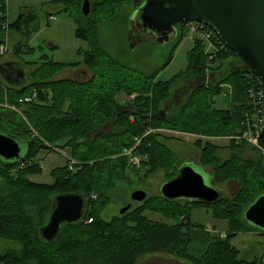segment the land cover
<instances>
[{"label": "trees", "instance_id": "obj_1", "mask_svg": "<svg viewBox=\"0 0 264 264\" xmlns=\"http://www.w3.org/2000/svg\"><path fill=\"white\" fill-rule=\"evenodd\" d=\"M53 1L75 21V37L87 41L89 47L80 62L42 59L29 83L21 86L0 80V133L29 144L23 161L0 159V239L20 245L18 250L0 252V264H138L155 255L173 256L191 264H263L261 259H239L238 251L230 245L239 232L255 228L243 214L264 194V166L242 156L244 142L236 143L242 141L237 137L245 130L244 116L251 106L248 89L250 81L258 82L256 77L225 46L215 59H209L201 40H196L187 53L186 69L168 81H160L157 76L171 56L163 67L143 75L109 56L99 47L95 34V26L115 15L121 4L135 3L137 8L143 0H87L88 16L81 13L85 0ZM33 13L24 10L13 22L6 23V0H0V43L6 28L20 32L25 29L23 25H29L33 29L24 31L29 36L37 28ZM177 27L180 41L186 31L184 24ZM228 57H236L243 68L227 70L215 92L201 85L178 115H158L177 80L187 73L202 76L214 64L221 68ZM81 65L91 72L88 80L51 81L59 70ZM224 84L230 87L228 106L215 109L212 98L222 92ZM32 92L36 99L25 102ZM120 94L128 100L118 102L115 97ZM109 121L115 124L113 130L99 134L101 124ZM162 130L199 137L193 146L200 152V165L211 168L216 185L238 179L239 190L210 205L148 196L142 203H132L124 214L103 219L102 211L111 195L126 182L128 159L120 155L124 149L134 148L132 153L140 157V170L145 176L163 171L165 181L175 177L182 160L164 144L166 136L157 133ZM90 134L94 136L89 138ZM211 138L228 139L230 156L220 160L217 153L221 147L208 140ZM43 150H69L66 164L51 172L50 184L28 178L41 172L34 160ZM67 193L85 197L84 217L79 223L63 225L55 240L46 243L40 239L39 229L50 212L52 197ZM197 206L207 207L214 219L227 222L224 239L212 240L213 234L202 224L191 222V210ZM146 211L175 222L152 221L144 216Z\"/></svg>", "mask_w": 264, "mask_h": 264}, {"label": "rangeland", "instance_id": "obj_2", "mask_svg": "<svg viewBox=\"0 0 264 264\" xmlns=\"http://www.w3.org/2000/svg\"><path fill=\"white\" fill-rule=\"evenodd\" d=\"M134 4H121L116 9V12H114L115 15H111L110 19L100 22L95 26V34L99 47L120 64L143 75H148L163 67L171 56L172 61H170L166 68L161 69L157 76V79L160 81H168L174 75L186 69L188 65L187 53L192 49L193 43L187 37H183L179 41L178 27H176L174 38L167 43L135 42L133 44L132 39L130 40L131 36L127 28V20L136 9ZM60 8H62L61 5L54 3L53 0H6V23L13 22L24 10H34L33 14L36 18L35 25L37 28L29 36H25L24 31L28 33L33 29H30L31 27L29 25H23L25 29L20 32L8 30L6 28L7 25H4V29L6 28L4 40L7 45V51L0 57V69L3 70L4 65L15 64L21 66L25 75V83H29L30 75L33 73L35 67L41 63L42 59L64 64L83 61L84 53L89 47L88 43L75 37V31L77 29L75 21L66 12L60 10ZM50 16L54 20L50 21ZM175 46V51L171 54ZM204 50L208 51L207 45L204 46ZM221 63V68L217 69V64H214L202 76L187 73L180 80H177L170 90L169 98L161 105L162 107L158 115H178L186 101L190 99L191 94L200 89L201 85L215 92V89L224 77L223 75L227 73V70L236 67L239 69L243 68V64L236 57H228ZM79 67L85 71V74L80 77L74 74V71ZM79 67L59 70L52 76L51 81L69 79L76 82H84L88 80L91 77L90 70L83 65ZM7 72V68L3 73L0 72V80L4 83L6 80L3 76L4 74L7 75ZM221 89L222 92L212 98L215 109H224L228 106L226 98L229 94L226 95V91L230 93V87L224 84L221 86ZM115 98L118 102L128 100L124 94H120ZM114 127L115 124L109 121L101 124L97 132H100L99 134L109 133ZM158 132L166 136L163 140L164 144L181 158L182 161L179 167L184 162V164L190 161L193 162L191 164L194 170L201 173L204 176L205 182L210 184V177L206 175V172L211 175V168L200 165V152L197 150L198 148L196 149L193 146V143L199 137L182 131L162 130ZM32 134L37 137L34 132ZM93 136V134H90L89 138ZM202 139L205 140L204 138ZM208 140L221 147L217 153L220 160L230 156V152L227 149L229 144L228 139L211 138ZM242 142L245 145L242 156L248 157V159H251L255 163H259V166L263 168L264 161L262 158L264 156L261 149L246 140H239L236 143L241 145L243 144ZM21 148V153L24 154L25 149L23 146ZM133 149H124L120 154L128 159L126 182L122 183L120 189L111 195V201L104 207L102 217L105 220H110L112 217L119 215L120 210L126 206L124 204L129 202L130 194L135 190H143L149 197L160 195V186L165 182V173L158 171L145 176L143 170H140V163L137 166H133L129 161V157L123 154L125 150L132 152ZM68 156L69 150H61L58 152L41 151L34 160V162H38L41 172L39 174L29 175V180L34 183L50 184L52 182L51 172L56 168L64 166ZM240 185L239 180L234 178L226 180L218 186L223 190V196L229 197L239 190ZM144 216L152 221H162L169 225L175 222L172 219L168 220L162 217L160 213H152L150 211L144 212ZM190 220L192 223L202 224L205 231L212 233V240L225 238V233L228 230L227 222L214 219L207 207L197 206L193 208L190 213ZM230 245L238 251L239 259L246 261L261 259L264 264V230L254 228L246 232H239L230 241ZM19 248L20 245L18 243L0 239V252L9 249L18 250ZM138 264L191 263L173 256L155 255L148 259H142Z\"/></svg>", "mask_w": 264, "mask_h": 264}, {"label": "water", "instance_id": "obj_3", "mask_svg": "<svg viewBox=\"0 0 264 264\" xmlns=\"http://www.w3.org/2000/svg\"><path fill=\"white\" fill-rule=\"evenodd\" d=\"M81 13L83 16L90 13L87 0L82 3ZM188 22L200 23L212 29L222 44L256 77L264 91V0H143L128 18L127 28L133 44H162L174 38L177 25ZM3 67L1 73L8 69V74L3 76L8 85L21 86L25 83L21 66L14 64ZM257 141L264 149V121ZM28 145L27 141L18 137L0 133V159L21 162ZM22 146L24 154L21 153ZM184 163L178 167L174 178L161 184L160 196L170 201L185 200L208 205L219 202L223 198V190L215 184L212 176L205 171L210 177V184H207L204 176L192 167L193 162ZM147 198L145 191H133L129 203L119 214L127 212L132 203L139 204ZM85 209L86 199L81 194L53 196L50 212L39 229L40 239L46 243L52 242L63 225L82 221ZM243 218L253 227L264 230V194L245 210Z\"/></svg>", "mask_w": 264, "mask_h": 264}, {"label": "built area", "instance_id": "obj_4", "mask_svg": "<svg viewBox=\"0 0 264 264\" xmlns=\"http://www.w3.org/2000/svg\"><path fill=\"white\" fill-rule=\"evenodd\" d=\"M54 19L50 17L51 21ZM185 28V37L194 43L196 40H201L204 45L208 46V54L209 59H213L216 57L217 53L225 46L220 41L217 34L210 29L209 27L196 23V22H188L184 24ZM7 51V45L5 40L0 43V56L3 55ZM248 98L250 100L251 106L250 110L244 116V124L245 130L244 132L237 137L241 140H246L250 144H254L259 149H261L264 156V149L261 148L257 141L258 131L260 130L263 121H264V91L260 87L259 83H253L250 81V88L248 89ZM36 99V93L32 92L31 95L24 99L25 102H30ZM237 139V140H238ZM124 155L129 157V161L133 166H137L140 163V157L133 155L132 152H127L126 150L123 153ZM91 222V219L88 220V223Z\"/></svg>", "mask_w": 264, "mask_h": 264}, {"label": "crops", "instance_id": "obj_5", "mask_svg": "<svg viewBox=\"0 0 264 264\" xmlns=\"http://www.w3.org/2000/svg\"><path fill=\"white\" fill-rule=\"evenodd\" d=\"M51 17V16H50ZM52 20H54V19H52ZM51 20V21H52ZM172 61V60H171ZM74 74H77L79 77L81 76V75H84L85 74V71L83 70V69H81V67H79L78 69H76L75 71H74ZM227 94H229L228 93V91H226V95ZM228 98V97H227ZM227 98H226V101L228 102V100H227Z\"/></svg>", "mask_w": 264, "mask_h": 264}, {"label": "flooded vegetation", "instance_id": "obj_6", "mask_svg": "<svg viewBox=\"0 0 264 264\" xmlns=\"http://www.w3.org/2000/svg\"><path fill=\"white\" fill-rule=\"evenodd\" d=\"M177 27V26H176ZM16 73H17V71H16Z\"/></svg>", "mask_w": 264, "mask_h": 264}]
</instances>
